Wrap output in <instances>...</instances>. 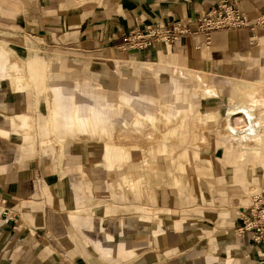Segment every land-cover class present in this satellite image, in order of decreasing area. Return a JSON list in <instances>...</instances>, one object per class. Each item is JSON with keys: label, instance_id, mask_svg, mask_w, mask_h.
<instances>
[{"label": "crops", "instance_id": "crops-1", "mask_svg": "<svg viewBox=\"0 0 264 264\" xmlns=\"http://www.w3.org/2000/svg\"><path fill=\"white\" fill-rule=\"evenodd\" d=\"M220 1L0 0V41L26 51L32 41L30 46L106 68L115 61L175 65V79L207 102L219 89L210 72L235 73L264 61L263 27L215 30L209 38L191 32L173 42L151 40L144 48L139 43L156 27L184 23L194 30L197 18ZM228 1H235L252 20L264 16V0ZM5 65L0 53V264H264V244L253 242L248 231L237 233L242 222L238 209L249 205L254 195L264 196L261 70L252 84L242 77L228 78L227 115L242 112L250 121L241 132L230 127L227 137L232 144L263 152L242 161L237 156L226 159L211 148L205 133L218 119L215 108H199L189 140L182 130L189 115L180 109L176 116L166 109L159 114L149 101L145 110H135L142 120H116L114 139L107 140V99L98 93L94 104L75 103L73 92L64 89L67 82L61 81L64 61L50 62L55 75L48 92L52 129L75 130L97 142L82 146L83 157H77L76 143L67 141L63 150L49 146L39 116L41 150L76 156L59 160L11 132L10 124L29 129L32 118L22 110L29 91L22 73L7 76ZM45 65L31 67L41 72ZM136 71L133 76L144 72ZM129 80L134 87L130 90L138 88L136 77ZM140 86L142 102L141 94L154 91L148 81ZM181 90L174 92L183 100ZM97 98L103 99L102 110L96 108ZM121 98L133 103L125 92ZM42 104H47L45 99ZM49 127L42 125L45 132ZM90 128L99 137L89 136ZM165 137L185 139L178 142L179 163L172 156L151 159L152 148L160 153ZM132 149L150 158L133 152L127 164Z\"/></svg>", "mask_w": 264, "mask_h": 264}, {"label": "rangeland", "instance_id": "rangeland-1", "mask_svg": "<svg viewBox=\"0 0 264 264\" xmlns=\"http://www.w3.org/2000/svg\"><path fill=\"white\" fill-rule=\"evenodd\" d=\"M30 43V45L33 44L32 41H30ZM30 45L28 46L29 49L26 51L21 48L17 49L15 45L9 42L0 41V53L4 55L6 63L5 66L7 71L9 72H7L8 74L6 75L10 76L12 74L22 73L21 78H23V87L29 89L28 97L22 110L26 111L31 116L32 126L29 129H26L19 127L17 124H10L11 132H13V134L18 136L19 138H26L29 142L36 144L42 153L46 152H43L41 150L39 144V116L41 118V131L47 135L46 142L50 143L49 146L56 144L55 148H58L60 146V149L62 148L63 150L67 141L76 143L79 146V152L76 155L77 157H83L82 155L84 153L82 151V146L85 143H88L89 145H96L97 143L96 141H92V139L87 140L79 136L75 130H72L71 132H69V130H62V132H59L52 129L51 127L52 122L50 121V107L52 105V97L48 94V92H51V88H53L54 81L52 80L55 78V75L53 74L54 68L52 69V67L47 64L50 62H60L62 60L64 61V64L67 66V68L64 71V77L61 81L67 82L66 85H64V89L65 91L69 89V92H73L75 103L94 104L93 95H97L98 93L102 94L105 99H107L108 102L103 107V110L105 108V110H107L109 114L102 111L107 117L103 125L108 128L106 133L107 140H109V138H107L108 136L113 137L111 139H114V136H112V134L116 130V120L122 118L132 119L134 117L135 119L142 120V116L140 117V115H138L135 110H145V103L151 101L153 102L152 106L158 110V113L161 112V110L166 109L169 112L170 116H176V109H180L182 113L185 114L186 118L189 115L188 123L186 119L185 127L182 128L185 134V139L187 138L189 140L196 131V117L199 115V108L204 107V109L206 110L215 108L218 111V119L213 124L212 129L205 133L207 138H211V148L215 147L219 153H222L223 156H225L224 158L226 159L230 158V156H237V158L242 159V161H244L245 159L249 160L250 154H255L257 156H261V154H263V152H260L261 154L259 152L256 153L253 149L245 148L243 146L232 144L230 142L227 137V134L231 133L230 127L241 132L245 130L250 120H248V118L242 112H234L231 115H227L228 102L226 100L228 97L229 76L242 77L252 84L258 81V75H260L259 70H261L262 74L264 75V61H257L255 65H250L247 68L242 67L236 70L235 73L216 75L215 73L210 72L212 74L211 78L213 82L219 87V89L217 90V94L215 95L216 98L204 102L201 99L200 94H193L192 92H189L185 84H182L181 81L175 79L174 74L171 73L172 68L175 65H167L160 68V66L155 64L139 65L138 62H134L135 64H138L135 66L132 63L121 62L122 64H119L118 61H115L113 64L106 68L104 66L102 67L99 65H89L82 63L81 59L76 58L75 56L70 54H67L68 56L58 55L52 53L49 50L38 48L36 45V47ZM44 65L46 67L43 68L41 72L32 68L34 66V68L36 67L39 69ZM140 68H142L144 72H142L138 76H133L134 72H137L136 70H139ZM94 74L97 75L94 76L95 79H92V75ZM132 77H136L138 79V88L134 90H130L134 88L133 82L129 80ZM37 78L40 80H38ZM144 81H148L149 83H151V89H153L154 92L153 95L149 93L141 94V102L139 100V92L141 89L140 85H142ZM197 87H200L198 82ZM175 88L182 89L181 91L183 100H180L175 96ZM86 92H88L89 94L88 97H86ZM123 92L133 97V103L131 105H129V102L128 104L122 102L121 95ZM43 99H45V103H47L45 106L42 104ZM97 100L100 102V104H97V102H95L96 105H98L96 108L102 110L100 105H104V102L102 101L103 99L97 98ZM134 103L137 104L134 106ZM142 114H144V112ZM43 117L45 118V120H48L47 123H44ZM67 119L71 121L69 117H67ZM255 120L259 121L258 119ZM43 124H47L50 126L49 129H47L48 132H45V130L42 128ZM219 128L221 130V133L218 132ZM89 130V136H94L95 138L99 137L93 132V128H90ZM183 139H170L166 137L162 138L159 144L160 153H157L156 147H153V152L149 153L154 155L151 157V159L158 157L167 158V156H172V158L179 163V160H177V158L180 156L178 155V149H180V145L178 144V142L182 141ZM218 140H220L221 142H218ZM189 142L191 146H199L192 141ZM206 146H208V141ZM113 147L117 148V145ZM133 152L142 154L147 159L150 158L149 155H144L141 150L132 149L129 153L128 159L126 160L127 164L128 162L131 163L130 159ZM164 153L166 155H164ZM238 153L241 155H239ZM46 154H49L53 158L59 160H68L69 158L76 157H72L71 155L64 154L62 152Z\"/></svg>", "mask_w": 264, "mask_h": 264}, {"label": "built area", "instance_id": "built-area-1", "mask_svg": "<svg viewBox=\"0 0 264 264\" xmlns=\"http://www.w3.org/2000/svg\"><path fill=\"white\" fill-rule=\"evenodd\" d=\"M255 26L264 28V16L252 20L235 5V1L221 0L207 13L197 18V26L190 30L184 23H176L171 28H152L147 37L139 44L141 48L148 46L151 40H162L173 42L178 36L191 32L203 33L206 38L212 31L230 28H253ZM242 222L237 227V233L250 232L255 243L264 244V196L257 194L246 205L237 211Z\"/></svg>", "mask_w": 264, "mask_h": 264}, {"label": "bare ground", "instance_id": "bare-ground-1", "mask_svg": "<svg viewBox=\"0 0 264 264\" xmlns=\"http://www.w3.org/2000/svg\"><path fill=\"white\" fill-rule=\"evenodd\" d=\"M148 132V138L150 139V140H152L153 139V134L152 133H150V131H147ZM144 134V133H143ZM149 139H146V140H148L149 141ZM140 141H141V139H140ZM147 141V142H148ZM146 142V143H147ZM143 143V142H142ZM143 144H145V143H143ZM146 145V144H145ZM143 150H144V148H143Z\"/></svg>", "mask_w": 264, "mask_h": 264}]
</instances>
